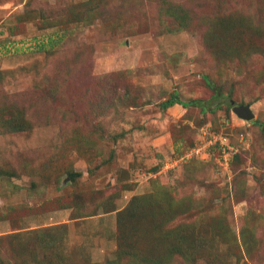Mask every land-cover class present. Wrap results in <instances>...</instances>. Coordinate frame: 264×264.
Returning <instances> with one entry per match:
<instances>
[{"label":"rangeland","instance_id":"374dc122","mask_svg":"<svg viewBox=\"0 0 264 264\" xmlns=\"http://www.w3.org/2000/svg\"><path fill=\"white\" fill-rule=\"evenodd\" d=\"M0 264H264V0H0Z\"/></svg>","mask_w":264,"mask_h":264},{"label":"trees","instance_id":"16d2710c","mask_svg":"<svg viewBox=\"0 0 264 264\" xmlns=\"http://www.w3.org/2000/svg\"><path fill=\"white\" fill-rule=\"evenodd\" d=\"M204 81L206 82L207 86L214 92V97H220V93H219V88L218 87H215L209 80L207 77H203ZM180 105L181 107L183 108H188L190 107L191 105L192 106H200L201 107V111L204 110L203 108V103L202 101H197V100H191L189 102H183L181 100H179L177 98V95H173L170 99H168L167 101H165L163 104H162V107L163 108H169V107H172L174 105ZM232 104V103H231ZM233 105V104H232ZM214 110V109H213ZM237 158V155L234 154L230 157L229 159V163H233V161Z\"/></svg>","mask_w":264,"mask_h":264},{"label":"built area","instance_id":"2783aa9c","mask_svg":"<svg viewBox=\"0 0 264 264\" xmlns=\"http://www.w3.org/2000/svg\"><path fill=\"white\" fill-rule=\"evenodd\" d=\"M207 137H209V139L212 138L213 140H214V138H216L215 134H213L212 137L210 135H207ZM218 139H219V142L221 143V145L224 146L222 148V147H220V143L219 144L217 143L222 150L220 152V158L222 160V163H223V165H226L228 160L230 159V157L237 153V150L235 149V146L229 145V143L226 141V139L224 137L223 138L218 137ZM218 139H215L213 142H215L216 140L218 141ZM213 142L207 141V145L209 144L211 146H214L216 144V142L215 143H213Z\"/></svg>","mask_w":264,"mask_h":264},{"label":"water","instance_id":"95a60500","mask_svg":"<svg viewBox=\"0 0 264 264\" xmlns=\"http://www.w3.org/2000/svg\"><path fill=\"white\" fill-rule=\"evenodd\" d=\"M232 111L239 117L249 120L253 117L248 105L233 106Z\"/></svg>","mask_w":264,"mask_h":264}]
</instances>
